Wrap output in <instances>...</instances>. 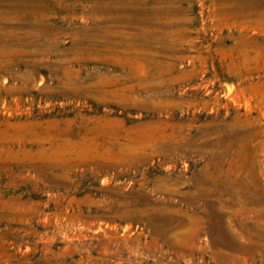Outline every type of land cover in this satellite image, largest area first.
<instances>
[{"label":"rangeland","instance_id":"1","mask_svg":"<svg viewBox=\"0 0 264 264\" xmlns=\"http://www.w3.org/2000/svg\"><path fill=\"white\" fill-rule=\"evenodd\" d=\"M0 264H264V0H0Z\"/></svg>","mask_w":264,"mask_h":264}]
</instances>
